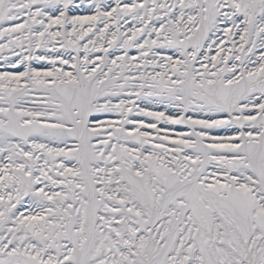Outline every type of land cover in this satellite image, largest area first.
Wrapping results in <instances>:
<instances>
[{
  "label": "snow or ice",
  "instance_id": "obj_1",
  "mask_svg": "<svg viewBox=\"0 0 264 264\" xmlns=\"http://www.w3.org/2000/svg\"><path fill=\"white\" fill-rule=\"evenodd\" d=\"M0 264H264V0H0Z\"/></svg>",
  "mask_w": 264,
  "mask_h": 264
}]
</instances>
